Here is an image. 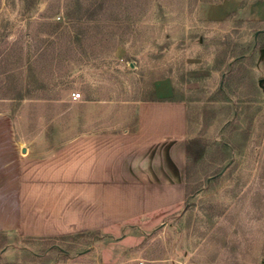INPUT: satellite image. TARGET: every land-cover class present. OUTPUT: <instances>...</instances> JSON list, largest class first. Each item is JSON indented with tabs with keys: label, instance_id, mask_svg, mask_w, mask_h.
I'll return each mask as SVG.
<instances>
[{
	"label": "rangeland",
	"instance_id": "374dc122",
	"mask_svg": "<svg viewBox=\"0 0 264 264\" xmlns=\"http://www.w3.org/2000/svg\"><path fill=\"white\" fill-rule=\"evenodd\" d=\"M164 77L186 104L182 203L97 226L72 217L89 195L49 194L28 235L0 232V264H179L199 245L264 264V0H0V110L34 154L74 117L128 129ZM73 92L79 111L64 107Z\"/></svg>",
	"mask_w": 264,
	"mask_h": 264
},
{
	"label": "crops",
	"instance_id": "0c3cea01",
	"mask_svg": "<svg viewBox=\"0 0 264 264\" xmlns=\"http://www.w3.org/2000/svg\"><path fill=\"white\" fill-rule=\"evenodd\" d=\"M84 102L73 101L70 93L64 107L79 111ZM59 104L46 98L42 110L58 113ZM131 104L133 124L128 129L98 132L90 122L82 132L80 119L74 117L71 136H58L40 155L34 154L19 124L0 110V232L28 235V208H46L49 194L57 195V201L73 195V204L78 195H89L87 209L78 204L72 216L81 220L88 215L89 222L80 221L85 225L176 209L186 195V104L170 77L155 79L150 96ZM41 142L50 144L44 138ZM200 246L179 264H240L239 253ZM169 258L158 264H171Z\"/></svg>",
	"mask_w": 264,
	"mask_h": 264
},
{
	"label": "built area",
	"instance_id": "2783aa9c",
	"mask_svg": "<svg viewBox=\"0 0 264 264\" xmlns=\"http://www.w3.org/2000/svg\"><path fill=\"white\" fill-rule=\"evenodd\" d=\"M80 97H81V95H80L79 92H73V93H71V99H72L73 101L79 100Z\"/></svg>",
	"mask_w": 264,
	"mask_h": 264
}]
</instances>
